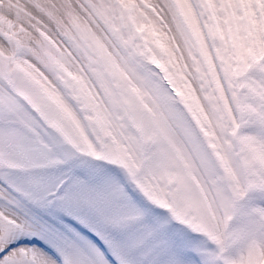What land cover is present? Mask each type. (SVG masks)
Segmentation results:
<instances>
[{"label": "snow or ice", "instance_id": "obj_1", "mask_svg": "<svg viewBox=\"0 0 264 264\" xmlns=\"http://www.w3.org/2000/svg\"><path fill=\"white\" fill-rule=\"evenodd\" d=\"M0 264H264V0H0Z\"/></svg>", "mask_w": 264, "mask_h": 264}]
</instances>
